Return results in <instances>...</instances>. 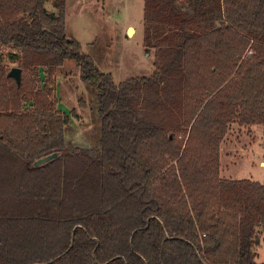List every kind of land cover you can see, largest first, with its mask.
Returning a JSON list of instances; mask_svg holds the SVG:
<instances>
[{"label": "trees", "instance_id": "trees-1", "mask_svg": "<svg viewBox=\"0 0 264 264\" xmlns=\"http://www.w3.org/2000/svg\"><path fill=\"white\" fill-rule=\"evenodd\" d=\"M144 46L154 73L117 84L66 0H0V264H264V184L220 157L234 124L264 126V0H144ZM67 61L97 92L92 149L65 141Z\"/></svg>", "mask_w": 264, "mask_h": 264}, {"label": "rangeland", "instance_id": "rangeland-1", "mask_svg": "<svg viewBox=\"0 0 264 264\" xmlns=\"http://www.w3.org/2000/svg\"><path fill=\"white\" fill-rule=\"evenodd\" d=\"M46 7L54 10L52 1ZM66 22L69 36L81 43L83 54L91 56L99 71L112 74L117 84L154 73V51L144 46V0H66ZM5 64L17 67L8 59ZM57 99L58 108L72 122L66 143L98 147L101 118L97 92L82 79L81 68L72 61L58 70ZM220 157L222 177L264 184V126L234 124L221 145ZM261 240L257 261L264 263V233Z\"/></svg>", "mask_w": 264, "mask_h": 264}, {"label": "water", "instance_id": "water-1", "mask_svg": "<svg viewBox=\"0 0 264 264\" xmlns=\"http://www.w3.org/2000/svg\"><path fill=\"white\" fill-rule=\"evenodd\" d=\"M21 74H22V70L21 68L19 67H14L12 68V70L10 71L9 73V77H12L16 80L17 84L20 85L21 84ZM59 156V153L58 152H55V153H52V154H49V155H46V156H43L39 159H37L35 162H34V166H41L55 158H57ZM99 242V241H97Z\"/></svg>", "mask_w": 264, "mask_h": 264}, {"label": "crops", "instance_id": "crops-1", "mask_svg": "<svg viewBox=\"0 0 264 264\" xmlns=\"http://www.w3.org/2000/svg\"><path fill=\"white\" fill-rule=\"evenodd\" d=\"M130 35L132 36L134 34V30L131 28L129 31Z\"/></svg>", "mask_w": 264, "mask_h": 264}]
</instances>
